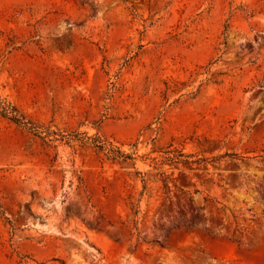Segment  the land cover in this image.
<instances>
[{
  "label": "rangeland",
  "instance_id": "374dc122",
  "mask_svg": "<svg viewBox=\"0 0 264 264\" xmlns=\"http://www.w3.org/2000/svg\"><path fill=\"white\" fill-rule=\"evenodd\" d=\"M0 264H264V0H0Z\"/></svg>",
  "mask_w": 264,
  "mask_h": 264
},
{
  "label": "trees",
  "instance_id": "16d2710c",
  "mask_svg": "<svg viewBox=\"0 0 264 264\" xmlns=\"http://www.w3.org/2000/svg\"><path fill=\"white\" fill-rule=\"evenodd\" d=\"M11 104H7L6 107L4 108L5 109V112H12L13 110H16V107L15 106H10ZM12 118L20 121L21 119L19 117H17L16 115H12Z\"/></svg>",
  "mask_w": 264,
  "mask_h": 264
}]
</instances>
